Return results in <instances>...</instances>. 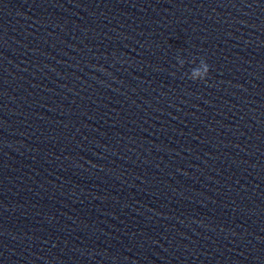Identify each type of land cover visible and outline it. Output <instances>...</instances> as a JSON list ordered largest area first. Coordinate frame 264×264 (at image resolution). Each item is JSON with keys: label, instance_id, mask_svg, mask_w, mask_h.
Here are the masks:
<instances>
[{"label": "clouds", "instance_id": "1", "mask_svg": "<svg viewBox=\"0 0 264 264\" xmlns=\"http://www.w3.org/2000/svg\"><path fill=\"white\" fill-rule=\"evenodd\" d=\"M200 63L202 65V67H203V74L199 75V77H197L195 75L190 77L189 79H191L192 81L204 80L209 75V65L203 59L200 61Z\"/></svg>", "mask_w": 264, "mask_h": 264}]
</instances>
